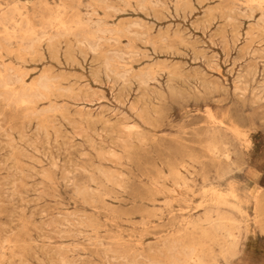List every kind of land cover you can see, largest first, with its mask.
Instances as JSON below:
<instances>
[{
	"label": "rangeland",
	"instance_id": "obj_1",
	"mask_svg": "<svg viewBox=\"0 0 264 264\" xmlns=\"http://www.w3.org/2000/svg\"><path fill=\"white\" fill-rule=\"evenodd\" d=\"M0 264H264V0H0Z\"/></svg>",
	"mask_w": 264,
	"mask_h": 264
},
{
	"label": "bare ground",
	"instance_id": "obj_2",
	"mask_svg": "<svg viewBox=\"0 0 264 264\" xmlns=\"http://www.w3.org/2000/svg\"><path fill=\"white\" fill-rule=\"evenodd\" d=\"M251 1H253V0H250V2ZM262 1V0H261ZM254 3V2H253ZM257 5V4H256ZM230 12V11H229ZM4 29V28H3ZM97 32V31H96ZM131 35V34H130ZM35 38V37H34ZM60 38V37H59ZM107 40V39H106ZM98 41V40H97ZM110 41V40H109ZM201 60V59H200ZM144 73V72H143ZM45 75V74H44ZM43 76V75H42ZM106 76V75H105ZM171 76V75H170ZM44 78V77H43ZM14 79V78H13ZM18 80V79H17ZM45 80V79H44ZM16 81V80H15ZM140 81V80H139ZM37 82V81H36ZM43 83V82H42ZM138 83V82H137ZM170 83V82H169ZM2 84H3V82H2ZM3 85H5V84H3ZM9 88V87H8ZM19 88V87H18ZM21 88V87H20ZM24 89V88H23ZM41 89V88H40ZM4 90V89H3ZM43 90H44V88H43ZM21 91V90H20ZM22 93H23V91H21ZM25 92V91H24ZM14 93V92H13ZM21 93V94H22ZM16 94V93H15ZM28 94V93H27ZM38 94V93H37ZM13 95V94H12ZM39 95V94H38ZM16 96V95H15ZM21 101V100H20ZM21 104H22V102H21ZM244 138V137H243Z\"/></svg>",
	"mask_w": 264,
	"mask_h": 264
}]
</instances>
